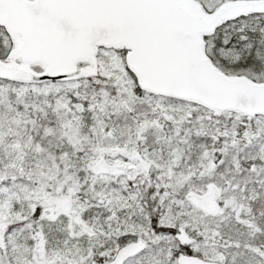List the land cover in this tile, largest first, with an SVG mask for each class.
Instances as JSON below:
<instances>
[{
    "label": "snow or ice",
    "instance_id": "6c2138e0",
    "mask_svg": "<svg viewBox=\"0 0 264 264\" xmlns=\"http://www.w3.org/2000/svg\"><path fill=\"white\" fill-rule=\"evenodd\" d=\"M0 264H264V0H0Z\"/></svg>",
    "mask_w": 264,
    "mask_h": 264
}]
</instances>
